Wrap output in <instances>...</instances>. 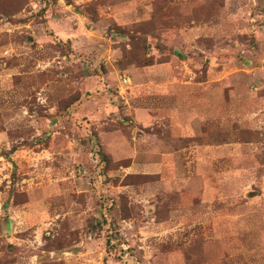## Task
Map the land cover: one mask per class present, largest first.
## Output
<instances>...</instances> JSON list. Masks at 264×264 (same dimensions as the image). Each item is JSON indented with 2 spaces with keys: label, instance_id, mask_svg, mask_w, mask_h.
I'll use <instances>...</instances> for the list:
<instances>
[{
  "label": "rangeland",
  "instance_id": "1",
  "mask_svg": "<svg viewBox=\"0 0 264 264\" xmlns=\"http://www.w3.org/2000/svg\"><path fill=\"white\" fill-rule=\"evenodd\" d=\"M2 3L0 264H264V0Z\"/></svg>",
  "mask_w": 264,
  "mask_h": 264
},
{
  "label": "trees",
  "instance_id": "2",
  "mask_svg": "<svg viewBox=\"0 0 264 264\" xmlns=\"http://www.w3.org/2000/svg\"><path fill=\"white\" fill-rule=\"evenodd\" d=\"M10 7H11V9H13L14 5H10ZM2 10H4V8H3L2 0H0V12ZM7 15H8L7 12H4V11L1 12V17H8L11 14H9L8 16ZM128 40H129L130 43H132L133 41L134 42H138V40L136 38H134V37L128 38ZM16 79H19V78L16 77L15 80ZM96 146L98 148L97 154H98L100 160L102 161V163L104 164V166H106V164L108 162L107 156L101 151V146L100 145H96ZM101 176L104 177V172L101 173ZM99 204H100V207H101L100 214H99L100 215V220L99 219H94L93 225H92L93 228L102 230V229H104V227L107 224H109L112 232H114L115 233L114 235H116L117 223L115 221L113 213H112L110 221L108 220V217L106 216V214H109V215L111 214V210L114 211V208L112 207L114 204L110 201L109 198L108 199H101ZM118 213H119V211H118ZM110 233H111V231H110ZM114 235L109 234V235L106 236V241H105L106 245L109 246V244H111V240L114 237Z\"/></svg>",
  "mask_w": 264,
  "mask_h": 264
},
{
  "label": "crops",
  "instance_id": "3",
  "mask_svg": "<svg viewBox=\"0 0 264 264\" xmlns=\"http://www.w3.org/2000/svg\"><path fill=\"white\" fill-rule=\"evenodd\" d=\"M17 33V28L16 27H11V28H1L0 26V35L4 34V35H7L8 37V34L9 35H12V34H15ZM5 40H8V38L4 39L2 37H0V62H2L3 64H9V60L11 59H15V55L17 54V52L19 53L20 52V45H16V42L14 43V39H10L9 42L6 41V42H3ZM5 56V57H3ZM13 77H17V76H13ZM18 78H20V76H18ZM22 78V77H21ZM214 114H218V113H214ZM215 118V117H213ZM213 126V132L215 133V128H216V144H204V146H202L203 148H205V145L209 146V147H213V148H216L218 151H219V147L220 146V143L218 142L219 140V137H218V128L215 127L214 125ZM204 137H208V134L207 133H204L203 135ZM184 151L186 150V148L183 149ZM176 152H179V151H176ZM171 155L173 154H166L164 155L165 157L164 158H168L170 157ZM175 155V154H174ZM172 157V156H171Z\"/></svg>",
  "mask_w": 264,
  "mask_h": 264
},
{
  "label": "built area",
  "instance_id": "4",
  "mask_svg": "<svg viewBox=\"0 0 264 264\" xmlns=\"http://www.w3.org/2000/svg\"><path fill=\"white\" fill-rule=\"evenodd\" d=\"M63 1V0H62ZM39 4V1H36L34 4L31 5V8L29 11H27V14L31 16L33 13L37 12V5ZM129 84V78L125 75L121 76L120 78V86H127ZM120 93H122L121 88H119Z\"/></svg>",
  "mask_w": 264,
  "mask_h": 264
}]
</instances>
